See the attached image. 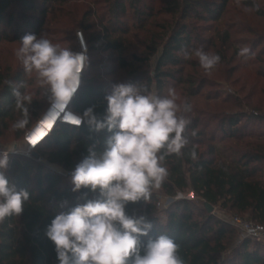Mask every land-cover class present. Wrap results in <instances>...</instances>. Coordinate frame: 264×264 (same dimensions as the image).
<instances>
[{"label": "trees", "instance_id": "1", "mask_svg": "<svg viewBox=\"0 0 264 264\" xmlns=\"http://www.w3.org/2000/svg\"><path fill=\"white\" fill-rule=\"evenodd\" d=\"M74 1L77 0H0V43L20 42L26 34L39 37L43 31L49 35L69 34V28L62 22L61 7ZM229 1L167 0L165 12L171 16L179 15L180 23L188 18L217 23L225 14ZM261 1L264 0H240L243 7L264 18V7L258 4ZM131 9L142 18L152 14L140 7L138 0H114L99 17L100 32L85 36L87 57L102 50L124 51L122 37L127 35L128 30L122 20ZM92 15L95 14L89 11L86 17ZM91 28V25L85 26L86 31ZM227 35L225 33L226 40L229 39ZM196 43L193 32L185 24L171 28L153 73L159 91L163 89L165 79L177 80L173 73L165 69L182 65L186 61L184 52H191ZM156 50L154 47L153 51ZM120 64L128 66L124 58H121ZM93 67L95 62L88 61L81 76V85L69 104V111L83 116L84 111L92 107L98 119L103 120L107 109L105 97L112 91L110 86L96 82ZM28 75L24 70L0 69V139L19 140L27 130L12 127L21 118V112L15 108L13 88L23 82L25 87H19V91L33 96L28 128L39 120L50 103L45 91L28 80ZM187 82L191 84L190 95L196 96L203 84L193 90L195 81L186 79L182 83ZM253 117L263 119L259 115ZM238 125V118L227 117L221 120L219 130L224 138L241 139L239 135L243 128ZM109 135L111 133L107 129L97 132L86 122L79 127L59 123L46 140L54 149L45 155V159L72 172L75 165L88 155L89 147L102 151ZM185 135L189 143L183 149L184 155H172L166 159L169 176L160 189L170 198L191 189L203 201L204 207L185 199L177 200L167 208L163 219L159 197L154 191L150 201L130 203L126 209L128 214L147 217L153 224L149 237L155 239L160 234L171 237L180 246L185 264H264L263 242L255 241L251 246L252 240L242 238L236 241L235 228L215 218L206 207L207 204L212 207L220 205L236 214L248 215V220L264 225V155L254 151H233L223 157L218 149L206 154L199 150L191 136ZM193 146L198 153L196 160L189 154ZM5 174L18 191L25 189L30 196L20 217H8L0 223V264H58L55 246L46 236L47 226L59 212H67L77 203L95 198L98 193L93 194L88 189L73 192V186L60 173L22 156L9 155ZM65 201L67 203L62 207ZM149 237L141 239L146 242Z\"/></svg>", "mask_w": 264, "mask_h": 264}, {"label": "clouds", "instance_id": "2", "mask_svg": "<svg viewBox=\"0 0 264 264\" xmlns=\"http://www.w3.org/2000/svg\"><path fill=\"white\" fill-rule=\"evenodd\" d=\"M85 52L86 49L75 52L70 46L62 47L46 34L39 38L26 34L21 38L15 56L26 74H34L51 105L28 128L33 96L19 91V87H25L23 82L13 88L15 108L21 118L12 127L27 129L24 144L34 148L48 136L59 114L73 99L88 63ZM249 53L250 48L245 46L238 55L247 58ZM191 56L205 72H211L221 62L218 54L203 47L184 52L185 59ZM105 99L103 120L98 119L92 107L83 116L70 114L66 120L77 127L86 122L93 130L107 129L111 135L102 151L89 147L88 155L71 173L73 192L88 189L98 196L59 212L46 228L58 264H185L180 246L171 237H149L153 224L144 215H129L126 209L130 203L150 201L169 176L166 159L184 155L192 105L175 87L160 94L155 86L149 88L145 83L114 85ZM11 150L12 146L0 156V223L8 217H20L30 196L25 189L18 191L5 174ZM189 154L193 160L198 159L195 146ZM142 237L149 238L143 242Z\"/></svg>", "mask_w": 264, "mask_h": 264}, {"label": "rangeland", "instance_id": "3", "mask_svg": "<svg viewBox=\"0 0 264 264\" xmlns=\"http://www.w3.org/2000/svg\"><path fill=\"white\" fill-rule=\"evenodd\" d=\"M138 1L140 7L151 11L152 14L148 18H142L131 9L128 16L122 20L124 28L128 30L127 35L122 37L125 42L124 51L118 53L102 50L88 57L89 62H95L93 72L96 82L110 86L111 91L114 85L120 83H145L149 88L155 86L157 89L153 73L162 57L164 42L169 37L171 28L177 24L180 26L185 24L197 40L194 49L203 47L207 52L218 54L221 62L211 72H205L199 66L196 57L191 56L179 67L165 69L173 73L177 80L165 79L163 89L161 91L157 89V91L164 94L168 87H175L191 103L192 111L188 113L191 123L186 134L193 138L201 152L209 154L211 150L218 149L223 157L233 151H254L264 155V18L258 17L252 9L243 7L240 0H230L225 14L217 23L193 18L180 23L179 15L171 16L165 12L167 0ZM112 2L114 0H77L65 4L61 7L62 22L69 28V34L49 35L43 31L39 37L46 34L52 42L59 43L62 47L70 46L73 51L81 52L85 50L80 36H77L79 32L84 40L87 55L85 36L92 32H100L99 17ZM258 4L264 7V1ZM89 11L95 15L86 17ZM89 25L92 28L86 31L85 26ZM225 33L228 34V40L224 39ZM19 46L20 42L0 43V69L24 70L15 56ZM245 46L250 48L247 58L238 55L239 49ZM154 47L157 48L156 52L153 51ZM134 57L142 61H137ZM121 58L126 60L127 67L121 66ZM27 79L36 84L34 74H29ZM186 79L195 81L193 90L203 84L196 96L190 95L191 84L182 83ZM50 106L49 103L44 113ZM253 114L263 119L258 120L253 117ZM227 117L239 119L238 126L243 128L239 135L241 139L223 137L219 126L221 120ZM11 146L9 155L22 156L42 163L57 173L65 171L62 167L50 164L45 159V155L54 149V146H49L47 141L37 150L29 152L27 144H24V136L19 140L2 138L0 139V156ZM66 180L73 186L71 178ZM155 192L159 197L160 214L163 219L167 208L177 200L185 199L204 207L203 201L199 200L191 189L178 192L174 198L165 195L162 189ZM213 208L211 214L227 223L234 217L248 218V215L236 214L220 205ZM235 230L236 241H241L240 231L237 228ZM251 242L253 246L255 241Z\"/></svg>", "mask_w": 264, "mask_h": 264}, {"label": "built area", "instance_id": "4", "mask_svg": "<svg viewBox=\"0 0 264 264\" xmlns=\"http://www.w3.org/2000/svg\"><path fill=\"white\" fill-rule=\"evenodd\" d=\"M35 149V147L33 148L30 145H27V150L29 152H32ZM59 173L65 178H71L72 172L62 171ZM229 223L240 231L242 238L264 243V225L239 217L232 218Z\"/></svg>", "mask_w": 264, "mask_h": 264}, {"label": "bare ground", "instance_id": "5", "mask_svg": "<svg viewBox=\"0 0 264 264\" xmlns=\"http://www.w3.org/2000/svg\"><path fill=\"white\" fill-rule=\"evenodd\" d=\"M77 93V92H76ZM70 104V103H69ZM69 104L67 105V108L63 111V112H61L60 114H59V116H58V118H57V120H56V122H55V124L53 125V127H52V129H51V131L49 132V134H48V136H46L35 148H37V147H39L43 142H45L47 139H48V137L52 134V132L54 131V129L56 128V126L59 124V123H63V124H65V125H69V126H73V127H77V126H75V125H72L71 123H69V122H66V120H67V117L71 114V113H67L66 114V112L67 111H69ZM70 112V111H69ZM74 114V113H73ZM74 115H76V114H74Z\"/></svg>", "mask_w": 264, "mask_h": 264}, {"label": "water", "instance_id": "6", "mask_svg": "<svg viewBox=\"0 0 264 264\" xmlns=\"http://www.w3.org/2000/svg\"><path fill=\"white\" fill-rule=\"evenodd\" d=\"M80 41H81V44H82L83 49H84V48H85V43H84V40H83L82 37H80ZM49 108H50V107H49ZM49 108L47 109V111L49 110ZM47 111H46V112H47ZM46 112H45V113H46ZM67 113H71V114H73V112H71V111H70V112L67 111L66 114H67ZM73 115H74V114H73ZM192 195H193V193H192ZM206 207H207L208 212H210V213L213 212L214 208H213L211 205H208V204H207Z\"/></svg>", "mask_w": 264, "mask_h": 264}]
</instances>
